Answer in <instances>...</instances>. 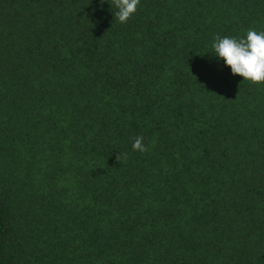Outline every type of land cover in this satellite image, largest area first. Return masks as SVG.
Returning <instances> with one entry per match:
<instances>
[{
	"label": "trees",
	"instance_id": "1",
	"mask_svg": "<svg viewBox=\"0 0 264 264\" xmlns=\"http://www.w3.org/2000/svg\"><path fill=\"white\" fill-rule=\"evenodd\" d=\"M111 5L0 0V264H264V0Z\"/></svg>",
	"mask_w": 264,
	"mask_h": 264
},
{
	"label": "clouds",
	"instance_id": "2",
	"mask_svg": "<svg viewBox=\"0 0 264 264\" xmlns=\"http://www.w3.org/2000/svg\"><path fill=\"white\" fill-rule=\"evenodd\" d=\"M140 0H112L114 18L126 23L137 11ZM216 61L230 69L233 76H241L252 83L264 82V30L248 29L242 36L216 35L211 44ZM134 151L145 152L143 137L137 136L132 143ZM126 157V154H125Z\"/></svg>",
	"mask_w": 264,
	"mask_h": 264
}]
</instances>
